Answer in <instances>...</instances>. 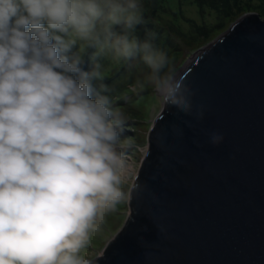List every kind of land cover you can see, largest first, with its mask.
I'll return each mask as SVG.
<instances>
[{
	"label": "clouds",
	"instance_id": "1",
	"mask_svg": "<svg viewBox=\"0 0 264 264\" xmlns=\"http://www.w3.org/2000/svg\"><path fill=\"white\" fill-rule=\"evenodd\" d=\"M142 22L139 0H0V264H98L93 234L131 199L122 120L96 53L82 70L88 49L139 57L159 118L169 104L191 111L155 34L131 35Z\"/></svg>",
	"mask_w": 264,
	"mask_h": 264
},
{
	"label": "water",
	"instance_id": "2",
	"mask_svg": "<svg viewBox=\"0 0 264 264\" xmlns=\"http://www.w3.org/2000/svg\"><path fill=\"white\" fill-rule=\"evenodd\" d=\"M176 77L191 111L154 121L98 264H264V19L243 15Z\"/></svg>",
	"mask_w": 264,
	"mask_h": 264
},
{
	"label": "rangeland",
	"instance_id": "3",
	"mask_svg": "<svg viewBox=\"0 0 264 264\" xmlns=\"http://www.w3.org/2000/svg\"><path fill=\"white\" fill-rule=\"evenodd\" d=\"M246 1L242 0L243 3ZM251 2L256 7L257 3L264 1ZM139 4L143 22L136 26L137 29L131 35L143 41L148 39V33H154L152 43L167 53L169 67L175 76L197 52L227 32L243 15L256 14L264 19V11L251 9L252 6L230 18L220 17L223 8L221 0H156L155 3L139 0ZM142 24L146 29L139 32ZM115 31L121 29L115 27ZM88 51L90 55L83 57V63L87 60L92 68L91 58L96 53V61L101 64L106 77L104 83L108 91L104 94L110 97L113 109L122 120L120 151L127 162L126 182L122 187L131 191L134 178L148 152L149 131L161 113L159 98L154 84L148 80L149 69L139 57L127 61L117 60L114 53L107 49L101 52L90 48ZM133 88L136 90L133 91ZM129 202L127 200L118 204L114 212L106 214L101 232L93 234L91 238L90 253L105 252L126 223L130 212Z\"/></svg>",
	"mask_w": 264,
	"mask_h": 264
},
{
	"label": "trees",
	"instance_id": "4",
	"mask_svg": "<svg viewBox=\"0 0 264 264\" xmlns=\"http://www.w3.org/2000/svg\"><path fill=\"white\" fill-rule=\"evenodd\" d=\"M146 1L152 2V3L156 2V0H146ZM221 1L223 3V8H221L222 12L219 10V12H221L220 13V17H225V18H230L233 15H235L238 11H243L245 9H249L253 5L251 0H247L244 3L242 2V0H221ZM259 1H264V0H259ZM257 5L258 6H256V7L252 6L251 9H255L256 10V8H257V10L259 9V10L264 11V2L261 3V4L257 3ZM115 27H119V26H115ZM145 29H146L145 25L142 24L141 30L139 32H144ZM147 29H149V28H147ZM143 35H144V33H143ZM88 52H87V54L90 55V52L89 53ZM81 67H82L83 71H90L89 68H91L90 65L88 64L87 60L81 65Z\"/></svg>",
	"mask_w": 264,
	"mask_h": 264
}]
</instances>
